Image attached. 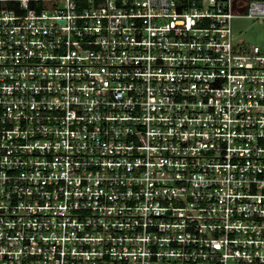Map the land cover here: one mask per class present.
Instances as JSON below:
<instances>
[{
  "label": "built area",
  "instance_id": "built-area-1",
  "mask_svg": "<svg viewBox=\"0 0 264 264\" xmlns=\"http://www.w3.org/2000/svg\"><path fill=\"white\" fill-rule=\"evenodd\" d=\"M264 0H0V264H264Z\"/></svg>",
  "mask_w": 264,
  "mask_h": 264
},
{
  "label": "rangeland",
  "instance_id": "rangeland-1",
  "mask_svg": "<svg viewBox=\"0 0 264 264\" xmlns=\"http://www.w3.org/2000/svg\"><path fill=\"white\" fill-rule=\"evenodd\" d=\"M232 27L236 40L254 43L264 53V28L261 23L249 18H236L232 20Z\"/></svg>",
  "mask_w": 264,
  "mask_h": 264
}]
</instances>
